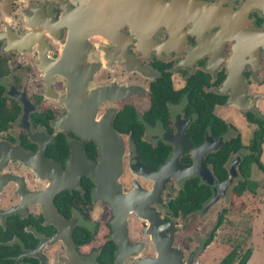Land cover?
Masks as SVG:
<instances>
[{
	"label": "flooded vegetation",
	"instance_id": "obj_1",
	"mask_svg": "<svg viewBox=\"0 0 264 264\" xmlns=\"http://www.w3.org/2000/svg\"><path fill=\"white\" fill-rule=\"evenodd\" d=\"M203 96L223 99L212 111L227 126L222 135L197 123ZM228 111L255 127L252 141L264 124V0H0V264H164L154 229L164 254L171 247L181 264H195L225 210L203 220L242 180L249 154ZM237 134L244 149L220 180L208 157ZM102 136L123 150L126 199L113 206L127 210L126 240L113 230L105 178H91ZM19 149L37 157L38 172ZM261 150L264 165V138ZM174 160L157 190L139 172ZM188 182L211 196L183 213L174 202ZM49 206L61 218H48ZM105 248H114L110 262Z\"/></svg>",
	"mask_w": 264,
	"mask_h": 264
},
{
	"label": "rangeland",
	"instance_id": "obj_2",
	"mask_svg": "<svg viewBox=\"0 0 264 264\" xmlns=\"http://www.w3.org/2000/svg\"><path fill=\"white\" fill-rule=\"evenodd\" d=\"M224 114L231 118L241 133L243 144L248 146L255 127L247 124L238 112L228 111ZM226 115L222 117L228 120ZM262 161L264 162V151ZM251 180L257 185L254 194L246 192L241 198L236 199L230 191L222 202L213 206L208 217L204 218L203 222L212 224L217 213L219 214L222 208L225 210L224 222L215 233L214 242L205 252H201L195 259V264H218L236 246L239 248L238 258L246 251H252L247 264H264V174L255 166L252 167ZM100 216V209H95L93 218L99 219ZM207 227L208 225L203 227L205 239L208 237ZM101 230L99 233L104 235V227Z\"/></svg>",
	"mask_w": 264,
	"mask_h": 264
},
{
	"label": "trees",
	"instance_id": "obj_3",
	"mask_svg": "<svg viewBox=\"0 0 264 264\" xmlns=\"http://www.w3.org/2000/svg\"><path fill=\"white\" fill-rule=\"evenodd\" d=\"M222 102V98L212 99L211 97L203 96L198 114L199 119L197 120V123L199 124L200 122L203 128H206L209 125L211 127L212 133H214L215 135H222L227 128V126L212 113L213 106ZM154 107L158 110L156 106ZM248 118L251 122H255V119L252 116H249ZM259 125L261 129L256 132L253 140L247 148L249 154L244 157L239 166L242 180L239 181L238 184L232 190V193L236 196V199L241 198L243 193L246 191L253 194L255 193L257 185L252 180H250L251 167L253 165H256L262 172H264V165L260 161V157L262 154L261 145L264 138V124L259 122ZM139 147L141 148L142 145L140 144ZM242 149H244V147L242 146L239 134H237L230 141L226 142L217 153L212 154L208 157V159L213 165L215 174L220 180L226 178V173L223 166L228 157L231 154H237ZM140 151L145 156L149 155L148 151ZM166 155L167 153L163 152L161 159L164 160ZM210 196L211 192L208 187L198 186L194 182H188L185 186V191L181 192L176 201L174 202V204L176 205L175 210L186 213L191 210L200 208L202 203L208 200ZM221 222L222 216L219 217V221L215 228H217V226H219ZM211 239L212 236L210 237V240L208 242H210ZM113 249L110 251L105 248L103 251V253L107 256V262H110L112 259ZM251 255L252 251L248 250L238 258L237 248H235L219 264H235L236 262L237 264H247Z\"/></svg>",
	"mask_w": 264,
	"mask_h": 264
},
{
	"label": "water",
	"instance_id": "obj_4",
	"mask_svg": "<svg viewBox=\"0 0 264 264\" xmlns=\"http://www.w3.org/2000/svg\"><path fill=\"white\" fill-rule=\"evenodd\" d=\"M78 89H79V87L75 86V84L72 85L71 90H78ZM99 91L101 92L103 90H99ZM108 133H110V132L108 131ZM110 134L113 135L112 133H110ZM110 138L111 137L109 136V137H107L108 140H106L105 137L102 136L101 143L99 142V147L101 149V146L103 148L105 146V150L101 152L103 155V160L99 164H96L94 162H90L89 168H90V171L93 173L91 175V178L94 179L95 182L98 183L99 186L102 185V178H105V183L109 186L108 187L109 188V194H110V196L113 197V198H111V200H108L109 203L112 205V207L114 209V213H115V220L112 223L113 230L115 233L116 232L121 233L120 230H122V236L121 237L124 240H126V238H125V235H126V226H125L126 222H125V220H126L127 210L126 209H119V207L113 206L115 204L114 203L115 199L118 196H121L120 198H122V200L126 199V196L123 194L122 185L119 182V179H120L121 174H122L123 150H122V146L120 145L119 140L116 143V147H113V142L110 141ZM105 142H106V144H105ZM109 142H111V143H109ZM15 153H16L15 155L17 156V158L20 159L22 162H24L31 170H33L34 172H38L39 167H38V163H37L38 160H37L36 156H34L32 153L27 152V151L22 150V149L16 150ZM176 164H178V163L176 160H174L173 162L169 163L161 171H156L153 169L143 167L142 171H139V172L143 177L153 179L155 181L153 188H155V190H157L158 187H161V188L163 187L162 180H166L168 176H172L173 174H175L172 172H173L174 168H178ZM233 175L234 174L231 173L230 178H229L228 182L225 184V186L231 184ZM61 188L62 187L59 186L58 188H55L53 191H51V197L53 198L57 192H60L62 190ZM97 192L100 193L99 188L97 189ZM46 214H47L48 218H53L55 220H58V218H61V216L56 212V209H54L53 207L50 208V206L46 207ZM149 220H150L151 224L154 225V227H156L157 225H159L161 223L159 216L156 213L152 214L150 216ZM161 233L162 232L159 231V229H157V230L154 229V233L152 232V235H153L152 239L154 240V243H156L155 246H156V250H157V253L159 255L160 261L162 262L163 256H166L164 261H163L164 264H181L180 255L177 254L176 250H172L171 247L167 248V252L164 254V250L162 249V247H160V243L157 240L158 238H160V236L163 238ZM117 243L122 247V244L119 243V241H117Z\"/></svg>",
	"mask_w": 264,
	"mask_h": 264
}]
</instances>
